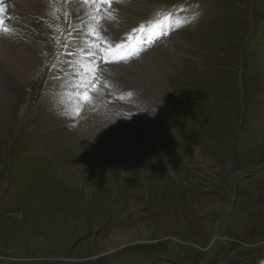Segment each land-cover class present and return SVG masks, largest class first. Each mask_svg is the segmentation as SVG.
I'll return each instance as SVG.
<instances>
[{"label":"rangeland","instance_id":"obj_1","mask_svg":"<svg viewBox=\"0 0 264 264\" xmlns=\"http://www.w3.org/2000/svg\"><path fill=\"white\" fill-rule=\"evenodd\" d=\"M148 1L113 64L145 52L135 36L158 20L182 32L163 127L111 167L67 140L37 148L14 115L0 124V264H264V0ZM54 2L55 49L19 103L39 102L71 47L75 24Z\"/></svg>","mask_w":264,"mask_h":264},{"label":"bare ground","instance_id":"obj_2","mask_svg":"<svg viewBox=\"0 0 264 264\" xmlns=\"http://www.w3.org/2000/svg\"><path fill=\"white\" fill-rule=\"evenodd\" d=\"M55 5L68 10L75 34L70 49L48 75L39 102L31 106L19 103L13 91L39 82L43 59L55 49L49 32L53 21L48 15L53 6L50 0H0V107L10 110H3L8 117L0 111V124L7 120L10 124L14 115L42 143L37 148L67 140L71 147L79 144L103 158L99 164L119 167L117 163L139 158L138 144L155 141L153 121L163 127L161 122L167 118L165 94L177 80L168 81V75L181 68V58L189 52L182 32L162 38L159 45L147 48L126 65L111 64L110 53L99 48L109 50L123 44L131 26L140 20L139 14L150 10L151 2L112 0L109 8L98 0H55ZM93 16L101 22L98 39L91 33L98 28ZM5 29L9 31L5 33ZM155 38L153 33L147 42L152 44Z\"/></svg>","mask_w":264,"mask_h":264},{"label":"snow or ice","instance_id":"obj_3","mask_svg":"<svg viewBox=\"0 0 264 264\" xmlns=\"http://www.w3.org/2000/svg\"><path fill=\"white\" fill-rule=\"evenodd\" d=\"M98 2L107 4L109 8H111L112 0H98ZM5 33H7L9 30L5 29ZM125 47L122 43H117L114 49H109L110 54L112 55H119V52ZM120 59H123V57H119Z\"/></svg>","mask_w":264,"mask_h":264}]
</instances>
